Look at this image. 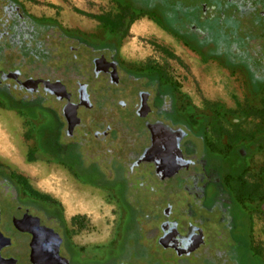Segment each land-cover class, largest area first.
<instances>
[{
    "label": "flooded vegetation",
    "instance_id": "flooded-vegetation-1",
    "mask_svg": "<svg viewBox=\"0 0 264 264\" xmlns=\"http://www.w3.org/2000/svg\"><path fill=\"white\" fill-rule=\"evenodd\" d=\"M107 5L113 13L93 17L95 27L85 30L79 22L34 17L23 0H0V62L13 65L0 69L9 137L25 146L26 162L63 172L82 196L96 193L112 203L118 218L96 253L97 245L74 242L85 214L67 219L60 201L0 159V234L10 241L0 257L30 264L32 237L22 227L39 221L57 235L59 256L69 264H264V244L255 242L257 219L264 232V157L249 169L256 147L234 141V108L212 92L197 109L169 71L177 59L167 47L152 45L162 62L138 61L124 50L132 26L150 22L200 64L239 80L243 102L249 90L261 97L264 120V0ZM154 138L172 145L163 165L180 168L170 177L141 161ZM140 217L153 219L151 237ZM4 218L12 235L2 231ZM176 237V250L159 243Z\"/></svg>",
    "mask_w": 264,
    "mask_h": 264
},
{
    "label": "rangeland",
    "instance_id": "rangeland-1",
    "mask_svg": "<svg viewBox=\"0 0 264 264\" xmlns=\"http://www.w3.org/2000/svg\"><path fill=\"white\" fill-rule=\"evenodd\" d=\"M23 2L26 11L34 17H42L45 19L54 18L64 26L78 25L79 22L81 23L80 26L85 30L95 27L96 23L92 20L93 17L102 13H113L112 10H109L110 7L107 5V0H23ZM76 12L83 13L86 16L76 15ZM88 16H90V18ZM134 26L138 28L143 27L146 31L148 30L147 32H152L143 35H136L132 33L131 29V35H129L124 41V50L130 51V53L134 55V59L138 61L151 59L153 61L162 62L164 59L161 56V53L156 48L154 49L152 45H155V47L159 46L162 49H166L165 47H167L175 53L176 56L174 57L177 59V62L174 61V59L168 62L169 71L178 81L181 82L180 86L182 92L186 93L192 99L193 103L198 106L196 107L197 109L201 107L200 99H203L204 97L208 98V96L211 98L212 92L214 94L216 93L215 96H217L212 99L222 101L221 103H223L224 107L227 109H230L231 107L234 108V120L239 121L237 128L234 126V141L237 140L238 145H243L245 148L251 146L252 143L255 145L256 148L255 150H252V156L248 160V167L249 169L253 168V170H256L263 162L264 157V148L261 145L262 137H264L263 112L260 110L261 105L259 104V99H261V97H259L254 91L253 93L249 90V101L243 102V98H245L246 95L242 92L239 80L237 83L227 73L218 71L217 69L213 71L214 69L210 66L212 64H200L198 59L193 55V57H191L185 50L172 44L169 39L165 37L163 38L160 31L152 23L144 20L136 23ZM149 40H152V42ZM12 66L13 65L10 63L0 62V69H7ZM199 71L201 72L199 73ZM241 81L243 82V79ZM231 99H237L239 100V103H234L233 106ZM208 108L215 109L217 107L209 106ZM208 111L210 112V110ZM224 112L225 111H223V113ZM3 113L7 115L11 114L0 111V114ZM227 118L228 121H230V117ZM13 146V148L16 149L15 152H17L18 156L22 157V162L25 166L40 165L42 167L39 163L25 162L26 148L24 145L19 146L14 143ZM5 161L10 163L7 159H5ZM10 166L24 175L34 189L41 193L51 195L56 200L60 201L63 205L67 219L72 215L79 216V213L85 214V218L82 219L79 230L74 235V242L88 243L90 246L97 245L95 247V252L100 253L102 251L101 247H105L108 243L118 220L112 203L103 202L96 193H91L88 202H84L85 199L82 197L81 188L79 197L77 198L74 195H70L72 190L70 185H65L64 183L54 184V182L51 184L46 183L45 180L47 178H52L51 174L53 169H45L42 167L46 172L44 177L32 179L14 166ZM40 166L39 168H41ZM62 174L64 173L62 172ZM56 179L58 180V178ZM65 179H67L66 176ZM67 206H70L73 212H68ZM67 212L73 214L68 216ZM4 220L2 231L11 234L9 220L5 218ZM140 221L146 222L143 227L144 232L148 237H151L154 229L153 219L151 218V220H148L146 217H140ZM244 228L245 226H242V229ZM260 228L261 223L259 222V219H257L255 242L258 243L259 246L264 244V232L260 230ZM98 245H101V247ZM260 248L264 251L263 246H260ZM16 249L17 247L13 246L11 250L15 252ZM21 252L22 257L27 255V251L25 252V250H21ZM18 254L20 255V252Z\"/></svg>",
    "mask_w": 264,
    "mask_h": 264
},
{
    "label": "water",
    "instance_id": "water-1",
    "mask_svg": "<svg viewBox=\"0 0 264 264\" xmlns=\"http://www.w3.org/2000/svg\"><path fill=\"white\" fill-rule=\"evenodd\" d=\"M175 147H177V143ZM168 154H171L169 145L167 146L166 143H162L159 139L154 138L152 139V146L144 152L141 161H150L155 163L157 173L161 175L162 178L163 176L170 177L177 172V170L180 168V165L173 169H165L163 164L166 159L164 158ZM22 231L28 232L32 237L29 243L30 264H69L66 259L59 256V238L57 235L54 232L45 229L42 224L39 223V221L33 223L26 222L22 227ZM3 241L7 243L3 245ZM159 243L163 247H169L176 250V248L172 245H165L166 241L164 238L160 239ZM9 244L10 241L0 234V248L3 246H8ZM8 261L9 260H4L0 257V264H9Z\"/></svg>",
    "mask_w": 264,
    "mask_h": 264
},
{
    "label": "crops",
    "instance_id": "crops-1",
    "mask_svg": "<svg viewBox=\"0 0 264 264\" xmlns=\"http://www.w3.org/2000/svg\"><path fill=\"white\" fill-rule=\"evenodd\" d=\"M4 115H6V116H4ZM4 115L3 114H0V126H1L0 127V153H1L0 154V159L1 160L3 159L4 161H5V159H7L10 162V165H12L15 168L19 169L21 172H23L25 175H27L28 177H30L32 179L33 178H38V177H44V175L46 173L45 172V169L46 168L43 169L40 166L42 168L41 169V168H39L38 165L37 166H25L24 163L22 162V157L18 156L17 152H15L16 149L13 148L14 147L13 146L14 145V142L9 137L10 130L7 127V121L11 123V118L7 114H4ZM26 163H32V162L29 161V162H26ZM51 175H52V178L53 179L52 178H47L45 180L46 183L51 184L52 182H54V184L55 183L56 184H58V183H64L65 185H70V187H72L71 188L72 190H71L70 195H74L77 198L79 197L80 187H77L71 181L66 180L65 179V176H64V174H62V172L53 169ZM45 177H47V176H45ZM56 178H58V180ZM82 197L85 199L84 202H88V199L91 197V195L89 194V196H87V197H85V196H82ZM60 199H61V197H60ZM70 214L72 215L73 213H68L67 212V215L68 216H70Z\"/></svg>",
    "mask_w": 264,
    "mask_h": 264
},
{
    "label": "bare ground",
    "instance_id": "bare-ground-1",
    "mask_svg": "<svg viewBox=\"0 0 264 264\" xmlns=\"http://www.w3.org/2000/svg\"><path fill=\"white\" fill-rule=\"evenodd\" d=\"M151 28V27H150ZM148 31V30H147ZM146 31V29H144L143 27H140V28H138V27H136V26H133L132 27V33H134V34H136V35H143V34H145V33H152L151 31H149V32H147ZM156 31V30H155ZM164 38V37H163ZM167 146H168V144H167ZM169 150H171V153H172V146H169ZM14 152V151H13ZM12 153V152H11ZM15 153V152H14ZM1 154V153H0ZM14 155V154H13ZM170 157V154H168L167 155V157ZM37 168V167H36ZM167 167H165V169H166ZM27 169V168H26ZM42 169V168H41ZM43 171V170H42ZM64 202H67V201H64ZM66 208V207H65ZM67 211L68 212H70V211H72V208L70 207V206H67ZM73 212V211H72ZM170 230L167 228L166 230H165V232H166V234L168 233V234H170V232H169ZM166 234H165V236H166ZM165 238V237H164ZM178 238L176 237L175 238V240H173V242L171 243V242H169V241H166L167 243H169V244H171V245H179V244H177V243H179L180 242V240H177ZM179 241V242H178Z\"/></svg>",
    "mask_w": 264,
    "mask_h": 264
},
{
    "label": "trees",
    "instance_id": "trees-1",
    "mask_svg": "<svg viewBox=\"0 0 264 264\" xmlns=\"http://www.w3.org/2000/svg\"><path fill=\"white\" fill-rule=\"evenodd\" d=\"M29 160H30V159H29ZM26 187H27L28 189H30V190H31V187H30L29 185H27Z\"/></svg>",
    "mask_w": 264,
    "mask_h": 264
}]
</instances>
